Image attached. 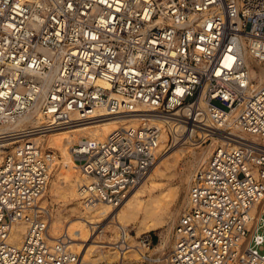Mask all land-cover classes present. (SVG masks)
Returning a JSON list of instances; mask_svg holds the SVG:
<instances>
[{"label":"built area","instance_id":"obj_1","mask_svg":"<svg viewBox=\"0 0 264 264\" xmlns=\"http://www.w3.org/2000/svg\"><path fill=\"white\" fill-rule=\"evenodd\" d=\"M263 66L264 0H0V264L79 263L69 235L50 239L57 155L38 137L100 110L138 123L72 148L87 207L144 179L166 117L225 140L194 172L171 245L137 238L142 262L264 264ZM119 233V247L135 234Z\"/></svg>","mask_w":264,"mask_h":264},{"label":"bare ground","instance_id":"obj_2","mask_svg":"<svg viewBox=\"0 0 264 264\" xmlns=\"http://www.w3.org/2000/svg\"><path fill=\"white\" fill-rule=\"evenodd\" d=\"M245 59L246 62L250 64V56H245ZM253 75L254 77L258 78V81L254 83V86H258L264 80V66L261 67V72L259 73L253 71ZM100 83L104 84L102 81ZM199 106L202 110H208L207 102L204 100L199 102ZM105 115L106 113L103 112V110H100L95 115V118L103 117L101 119H94V121L89 122H82L83 120L74 121L71 125L57 127L45 135L38 137L39 141L43 142L45 147L53 148L56 152V155L59 153L58 155H61L62 157V160L60 161L58 156L56 158L54 170L51 175L48 188L41 200V205L49 208L50 215L48 232L51 237L50 239L55 241L64 233L69 235L71 247L74 250L77 248L79 251H77L80 255L78 264H97L98 261L106 258L109 259L110 263H112V258H118V264H139L138 262L142 261L141 251L138 247L139 242L137 239L139 236L147 233L148 231L161 230V241L156 246V250L160 251L161 253H163L172 242V232L174 226L172 227V231L171 229H168L167 231L162 230L167 223L164 217L165 210L167 209V205L169 203L168 198L173 196L176 192L171 188L169 189L165 187V189H161L160 192L157 193L156 189L158 186H160L159 178L162 176V166L166 164L165 167H169L167 159L170 156H176V160H178L180 158V154L183 153V151H185L187 148L190 149V147L171 152L170 155H167L168 157L162 156L164 159L161 158V162L156 161L157 163L154 164L149 173L139 184L130 190L128 196L120 205L115 206L107 203H98L95 206L87 207L85 206L84 201L81 200L83 196L81 195L79 189L82 177L79 174L78 166L74 162L72 148L84 139H103L117 128L122 126L136 125L138 123V119L136 117H104ZM40 121L41 119L38 118L35 123H40ZM161 123L165 126V129L163 130L162 142L158 149L159 155L160 152H163V149L168 146V142L171 138L170 135H172L175 140L180 139L178 137L186 130L188 126L180 117H166L161 120ZM206 124H212L210 118H206ZM203 132L205 135H203L201 138V134ZM197 135L200 136V139H202L201 141L198 140L196 142L194 140ZM209 137H212L213 141L211 148H206L204 152L197 153L198 156H195L196 161L199 164L198 167L206 165L209 161L212 149L224 144L225 140L219 136H216L213 132V129L209 130L203 128V130H199L193 128V131L191 132L190 144L197 146V148H202ZM186 143H188V141L184 142L183 144ZM183 144H180V146ZM57 166L59 167L56 171V174L54 175V171ZM192 176L193 174L190 175L189 173H186L185 175V179H187L189 183V189ZM61 178L63 183H65L64 185L56 182L57 179ZM47 194H49L48 198L46 196ZM74 201L77 202L74 204ZM68 202L70 204H74L71 208V212H73L75 217L72 219L70 218L71 216L67 215L64 210L60 208L64 203ZM48 203L51 205V207L47 205ZM55 205H58V208H55ZM256 211L257 206L251 210V215L254 216ZM108 216L112 217L113 220V225H111L110 230L113 234L114 241L113 239H111V242L109 240V249L107 253H105L102 251V249L97 251L98 247L93 244L96 241H92L90 245L86 241H90V239H88L90 235L89 226L91 224H96ZM131 226L135 228L136 233L129 235L127 237L126 243H123L119 247L118 243L120 242V228L124 227L125 229H129ZM26 227L27 225L23 222L15 225L13 234L17 243L23 240ZM79 240H82L83 243H86H78L77 241ZM95 252L97 254H95Z\"/></svg>","mask_w":264,"mask_h":264},{"label":"rangeland","instance_id":"obj_3","mask_svg":"<svg viewBox=\"0 0 264 264\" xmlns=\"http://www.w3.org/2000/svg\"><path fill=\"white\" fill-rule=\"evenodd\" d=\"M214 103L219 105L220 107L226 109V106L222 105L219 101H214ZM104 117H109V116H104ZM101 118H103V117L93 118V119H90L87 121H82V122L94 121V119L98 120ZM78 123H81V122H78ZM85 125H87V124H85ZM190 128H191L190 126H187L186 130L183 133H181V135L178 137L180 139L175 140L174 137L172 135H170L171 138H170V141L168 142V146H166L163 149L164 153L160 152L159 158L157 160V162H159V161L161 162L162 159H164V158H162V156L168 157L167 155H170L171 152H174V151H177V150L183 149V148L185 149L186 147H190V149L187 148L185 151H183V153L180 154V158L178 160H176V156H170L167 159V161L169 163V167H165L166 164H164L162 166V176L159 178L160 186H158V188L156 189L157 193H159L161 189H165V187L169 188V189L171 188L172 190H174L176 192L173 196L168 198L169 203L167 205L168 206L167 209L165 210V217H164L167 223H166V226L164 227V229L162 231H167L168 229L169 230L171 229V231H172V227L174 226V223H176V221H177V219H178V217H179L181 211L183 210V208L186 204V201H187L189 183H188V180L185 179V175H186V173H189L190 175L194 174V172L199 168L198 167L199 164L196 161L195 156H198L197 153L204 152L206 148L210 149L212 142H213L212 137H209V138H207V140H206L207 142L204 143L202 148L201 147L197 148V146L191 145L190 144V141H191L190 135H191L192 131L190 130ZM203 135H205L204 132L201 134V138L203 137ZM194 140L197 142L198 140L201 141L202 139H200V136L197 135L194 138ZM186 141H188V143L183 144ZM180 144H183V145L180 146ZM213 149H212V151H213ZM194 150H195V152H194ZM207 153H208V151H207ZM58 154H57V156H58V159L60 161V160H62V157H61V155H58ZM58 167L59 166L56 167V169L54 171V175L56 174ZM56 182H58L61 185L65 184V183H63L62 178L57 179ZM46 196L48 198L49 194H47ZM81 200H79V201H81ZM76 202L74 201L73 203L75 204ZM74 204H70L68 202V203H64L60 207L64 210V212L67 215L71 216L70 217L71 219L75 217L73 212H71L72 211L71 208L73 207ZM47 205H49L51 207V205L49 203ZM55 208H58V205H55ZM263 208H264V204H263ZM112 221H113L112 217L108 216L107 218L100 220L96 224H91L89 226L90 235H89L88 239H90V241L88 240L86 242L89 243V245H90V243H92V241H96L93 244L96 245V247H98L97 251L102 249V251L107 253V251L109 249V245H108L109 240H110V242L112 241L111 239H113V241H114L113 234L110 230L111 225H113ZM131 229H132L133 233H136V230L133 226H131ZM148 233L152 234L155 237H158V240L156 242V245H158L160 243V239H161V230H152V231H148ZM77 242L78 243L80 242L81 244L86 243V242L83 243L82 240H79ZM170 245H171V243L169 244V246ZM76 249L77 248H75V251L77 252L78 249L77 250ZM95 254H97V253L95 252ZM117 260H118V258H115V259L112 258V263H110L109 259L106 258V259H101L100 261H98L97 264H118ZM138 263L139 264H149V263H145L142 261H139Z\"/></svg>","mask_w":264,"mask_h":264}]
</instances>
